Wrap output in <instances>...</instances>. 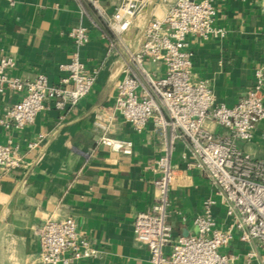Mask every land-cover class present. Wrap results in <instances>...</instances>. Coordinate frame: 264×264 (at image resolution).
Segmentation results:
<instances>
[{
    "label": "crops",
    "instance_id": "0c3cea01",
    "mask_svg": "<svg viewBox=\"0 0 264 264\" xmlns=\"http://www.w3.org/2000/svg\"><path fill=\"white\" fill-rule=\"evenodd\" d=\"M213 2L217 25L226 35L208 40L189 37L194 79L206 81L217 101L231 107L252 89L255 69L264 59V0ZM164 9L163 0H148L122 35V44L138 49L146 25L163 15ZM97 20L96 11L85 0H15L13 6L0 0V57L16 61L10 77L33 80L44 74L58 84L60 66L70 61L75 50L70 31L79 25L90 35L81 57L89 69H99L91 92L77 105L59 110L47 103L24 129L0 125V144L24 147L40 141L22 168H0V264H38L37 229L49 217H73L99 252V257L75 264H152L149 247L135 241L133 226L137 214L149 210L158 199L154 182L159 177L155 163L162 154L159 132L152 122L137 132L119 118L112 135L132 140L133 154L97 144L94 113L113 103L125 64L94 27ZM147 68L158 71V76L164 72L152 64ZM18 100L15 92L0 94V118ZM206 126L224 132L212 120ZM261 133L258 126L255 141L239 144L257 158L264 146ZM172 162L176 172L168 222L173 237L197 235L194 218L202 212L206 198H216L213 188L203 173L190 168L194 158L186 139L177 142ZM215 212L220 224H225L223 207ZM249 249L262 256L257 245L238 239L223 252L238 257L242 264Z\"/></svg>",
    "mask_w": 264,
    "mask_h": 264
},
{
    "label": "built area",
    "instance_id": "2783aa9c",
    "mask_svg": "<svg viewBox=\"0 0 264 264\" xmlns=\"http://www.w3.org/2000/svg\"><path fill=\"white\" fill-rule=\"evenodd\" d=\"M13 6L15 0H4ZM81 1V0H78ZM96 11L94 27L109 47L124 59L121 80L110 105L94 113L93 132L97 144L124 155H132L134 143L112 135V128L123 118L137 132L152 122L159 132L162 154L156 160L159 177L154 186L157 202L137 214L133 236L147 245L152 264H241L239 258L223 252L235 239L257 245L245 252L242 264H264V159L254 157L240 143L255 141L261 126L264 142V59L255 69L254 83L247 95L234 106L218 102L206 81L194 79L193 54L189 37L202 40L223 38L226 31L217 25L218 11L213 0H163L164 13L146 25L143 41L136 50L122 44V35L133 25L148 0H85ZM75 50L70 61L60 66L58 84L39 74L33 80L12 78L13 57H0V94L15 92L19 100L6 108L0 125L24 129L53 103L59 110L75 106L92 90L99 69H89L80 50L90 41L88 29L79 25L70 31ZM148 64L163 67L150 71ZM208 120L222 127L223 133L207 128ZM180 139L189 143L194 162L191 169L209 180L214 197L203 203L194 218L197 235L174 239L168 222L170 192L175 181L172 158ZM40 141L24 147L10 142L0 144V168H22ZM222 206L226 222L220 224L216 208ZM40 252L38 264H75L99 257L90 239L73 217L45 219L37 229ZM166 247H170L166 252Z\"/></svg>",
    "mask_w": 264,
    "mask_h": 264
},
{
    "label": "rangeland",
    "instance_id": "374dc122",
    "mask_svg": "<svg viewBox=\"0 0 264 264\" xmlns=\"http://www.w3.org/2000/svg\"><path fill=\"white\" fill-rule=\"evenodd\" d=\"M259 150L260 153L258 156L264 159V146L261 145Z\"/></svg>",
    "mask_w": 264,
    "mask_h": 264
}]
</instances>
